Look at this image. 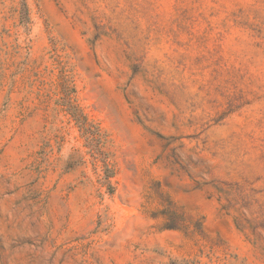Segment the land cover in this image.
Wrapping results in <instances>:
<instances>
[{
  "label": "rangeland",
  "instance_id": "1",
  "mask_svg": "<svg viewBox=\"0 0 264 264\" xmlns=\"http://www.w3.org/2000/svg\"><path fill=\"white\" fill-rule=\"evenodd\" d=\"M0 264H264V0H0Z\"/></svg>",
  "mask_w": 264,
  "mask_h": 264
},
{
  "label": "trees",
  "instance_id": "2",
  "mask_svg": "<svg viewBox=\"0 0 264 264\" xmlns=\"http://www.w3.org/2000/svg\"><path fill=\"white\" fill-rule=\"evenodd\" d=\"M169 228H175V225H168Z\"/></svg>",
  "mask_w": 264,
  "mask_h": 264
}]
</instances>
